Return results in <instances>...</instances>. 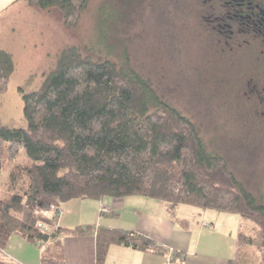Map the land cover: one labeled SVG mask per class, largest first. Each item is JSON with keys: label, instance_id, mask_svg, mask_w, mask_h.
I'll list each match as a JSON object with an SVG mask.
<instances>
[{"label": "trees", "instance_id": "16d2710c", "mask_svg": "<svg viewBox=\"0 0 264 264\" xmlns=\"http://www.w3.org/2000/svg\"><path fill=\"white\" fill-rule=\"evenodd\" d=\"M19 1L44 14L56 10L70 31L92 0ZM14 69L12 54L0 49V95ZM18 94L25 126L0 124V264H17L2 258L14 234L36 246L45 243L41 264H65L48 244L59 236L93 233L91 227L57 228L52 204L136 196L159 201L169 213L184 205L250 221L255 236L241 229L236 260L228 264L240 263L250 245L264 264V203L235 178L222 156L207 150L194 123L162 102L133 69L65 47L38 88L19 87ZM116 243L165 251L130 231L98 229L96 264L104 263Z\"/></svg>", "mask_w": 264, "mask_h": 264}, {"label": "rangeland", "instance_id": "374dc122", "mask_svg": "<svg viewBox=\"0 0 264 264\" xmlns=\"http://www.w3.org/2000/svg\"><path fill=\"white\" fill-rule=\"evenodd\" d=\"M206 6L205 0H92L70 31L56 10L44 14L17 7L0 35V47L9 49L15 62L8 90L0 95V124L25 126L19 87L38 88L62 49L74 46L83 55L109 57L133 69L162 102L194 123L207 150L222 156L235 178L264 203V127L246 113L237 72L233 78L201 60L208 55L199 21ZM253 228L242 220V233L255 236ZM243 251L238 264H261L256 246Z\"/></svg>", "mask_w": 264, "mask_h": 264}, {"label": "crops", "instance_id": "0c3cea01", "mask_svg": "<svg viewBox=\"0 0 264 264\" xmlns=\"http://www.w3.org/2000/svg\"><path fill=\"white\" fill-rule=\"evenodd\" d=\"M20 6L29 8L19 0H0V35L6 25L5 18L8 16L10 21L13 16L9 15ZM15 30L10 28L11 35ZM59 209L57 228H93L90 235L59 236L48 244L46 248L61 255L65 264H96L98 229L130 231L165 248L160 255L131 245L112 244L103 264H228L236 259L235 240L242 219L234 214L184 205L169 213L159 201L138 196L101 201L72 199ZM3 251L2 258L8 262L41 264L42 251L18 234L9 238Z\"/></svg>", "mask_w": 264, "mask_h": 264}, {"label": "flooded vegetation", "instance_id": "af4514ba", "mask_svg": "<svg viewBox=\"0 0 264 264\" xmlns=\"http://www.w3.org/2000/svg\"><path fill=\"white\" fill-rule=\"evenodd\" d=\"M206 3L199 21L205 26L208 55L201 60L204 66L225 69L233 78L237 72L236 83L245 88L246 113L264 127V0Z\"/></svg>", "mask_w": 264, "mask_h": 264}, {"label": "built area", "instance_id": "2783aa9c", "mask_svg": "<svg viewBox=\"0 0 264 264\" xmlns=\"http://www.w3.org/2000/svg\"><path fill=\"white\" fill-rule=\"evenodd\" d=\"M56 204H53L52 206H51V208L52 209H56L58 212L60 211V209H59V207H57L56 208ZM102 211H105V209H103ZM206 225V224H205ZM40 227V226H39ZM37 244H39V246H40V248H44V246H45V243H41V242H38ZM17 264H19V263H17Z\"/></svg>", "mask_w": 264, "mask_h": 264}]
</instances>
